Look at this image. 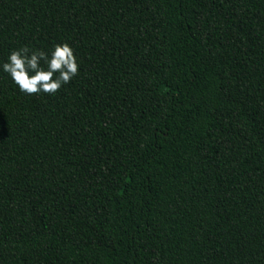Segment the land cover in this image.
Here are the masks:
<instances>
[{
	"label": "trees",
	"instance_id": "trees-1",
	"mask_svg": "<svg viewBox=\"0 0 264 264\" xmlns=\"http://www.w3.org/2000/svg\"><path fill=\"white\" fill-rule=\"evenodd\" d=\"M0 264H264V0H0Z\"/></svg>",
	"mask_w": 264,
	"mask_h": 264
},
{
	"label": "clouds",
	"instance_id": "clouds-1",
	"mask_svg": "<svg viewBox=\"0 0 264 264\" xmlns=\"http://www.w3.org/2000/svg\"><path fill=\"white\" fill-rule=\"evenodd\" d=\"M2 70L27 95H54L79 74L74 50L67 42L56 43L50 52L25 45L13 49Z\"/></svg>",
	"mask_w": 264,
	"mask_h": 264
}]
</instances>
